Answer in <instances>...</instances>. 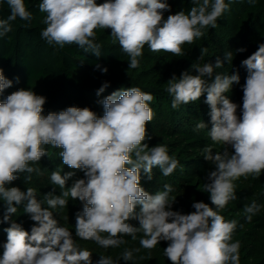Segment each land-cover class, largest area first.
Here are the masks:
<instances>
[{
	"label": "clouds",
	"instance_id": "9594fccd",
	"mask_svg": "<svg viewBox=\"0 0 264 264\" xmlns=\"http://www.w3.org/2000/svg\"><path fill=\"white\" fill-rule=\"evenodd\" d=\"M5 3L9 14L0 18V38L12 31V22L17 18L28 22L26 27L33 19L25 0H0V7ZM192 3L187 14L180 10L165 19L164 13L171 12L167 0H105L99 4L97 0H42L39 11L46 13V27L41 38L61 48L75 44L100 57L96 30L111 29V37L130 58L129 68L136 69L145 45L153 52L184 56L182 46L202 37L203 29L215 28L218 18L229 8L225 0ZM206 51L201 49L198 59H203ZM224 59L232 63V53L226 52ZM222 66L219 57L215 64L192 65L198 75L184 71L177 78L174 74L167 87L173 109L199 101L206 93L212 124L209 136L224 146L222 152L215 154L210 147L203 149L204 158L215 165L205 178L204 189L216 208H224L236 199L234 181L241 177L258 178L264 171V43L241 61L248 73L242 86L241 116L237 115L240 106L224 95L239 83L238 72L215 74L211 82L205 79L213 77L214 70ZM102 71L106 73L107 68ZM12 84L0 68V94ZM108 86L105 82L97 95ZM153 100L151 93L142 92L139 87L117 90L98 101L104 109L102 116L88 107L75 106L44 115L46 97L29 88H20L0 102V199L6 205L3 222H10L4 229L7 241L2 245L0 264H93V253L81 249L72 231L60 226L49 210L67 207L69 197L83 204L82 211L75 214L74 226L75 236L81 240L115 248L126 243L124 236L135 240L136 234L142 232L140 244L146 249L154 248L160 241L169 242L164 254L172 264H240V242H230L236 220H225L202 201L194 202L195 211L189 214L173 211L176 197L169 199L171 185L165 184L164 190L155 194L141 186L142 172L151 180L154 167L169 176L179 164L165 145L149 148L145 143L152 138L147 126L155 115L149 106ZM196 127L207 126L201 122ZM228 144L234 154L225 147ZM45 146L62 149L59 155L63 165L81 170L84 178L66 187L74 172L61 175L53 171L51 182L61 191L59 195L49 192L45 201L37 198L34 188L22 191L8 187L19 173L39 171L30 164H37L48 155ZM30 179L28 175L25 183ZM45 202L47 207L43 206ZM21 205L35 222L30 233L12 219ZM260 209L255 201L246 205V220L251 222ZM131 221H138L139 227ZM121 259L131 261L133 252L125 249ZM96 264L114 261L110 256H100Z\"/></svg>",
	"mask_w": 264,
	"mask_h": 264
},
{
	"label": "trees",
	"instance_id": "16d2710c",
	"mask_svg": "<svg viewBox=\"0 0 264 264\" xmlns=\"http://www.w3.org/2000/svg\"><path fill=\"white\" fill-rule=\"evenodd\" d=\"M174 1L178 5L184 4L188 10L194 6L192 0ZM41 2L42 0H25L26 7L33 14L30 26L26 27L28 22L17 18L12 22V31L0 38V68L3 69L5 77L13 82L12 87L0 94V102L20 88H29L36 94L46 97L44 115L75 106L88 107L98 116H102L104 109L98 101L114 91L139 87L142 92L151 93L154 100L149 102V106L154 110L155 115L147 126L148 135L152 138L145 143L149 148L157 144H163L168 148L170 157L179 161L175 182L184 186L180 195H169L170 200L176 197L172 210L189 214L195 211L192 200L202 201L222 215L225 220H236L237 227L232 233L230 242H240V264H264V171L258 178L249 176L247 179L241 177L234 181L236 199L229 201L224 208H216L211 202L210 193L205 192L204 189L205 178L209 172L215 170V165L204 158L203 149L207 141L205 128L197 129L196 127L201 122L212 126L210 108L205 103L206 93L199 101L181 105L177 109L171 106L172 96L168 93L167 87L172 76L175 74L179 78L184 71L198 75L192 65L203 66L205 63H211L205 53H203V59H198L201 56V49L196 48L200 39L197 38L193 43L182 46L184 56H174L172 53L163 51L143 52L142 56L138 57L139 66L131 69L129 56L118 42L114 41L108 29L96 30L95 43L101 46L100 57H96L90 51H84L75 44L65 45L63 48L55 44L49 45L41 38V31L46 27L43 23L46 13L39 11ZM103 2L105 0H97L98 4ZM225 2L236 9L234 14L237 12L238 16L234 23L229 22L226 17H219L215 28L208 27L202 30L204 35H210L212 44L219 49L218 57L223 62V66L217 69L218 72L214 71L213 77H205V79L211 82L215 74L231 75L238 72L239 83L233 84L232 90L224 95L240 106L237 109V115L241 116L242 86L248 75L247 71L241 73V61L247 51H256L258 46L264 43V0H254V3H250L249 0H225ZM229 11L230 8L224 13ZM8 14V6L5 3L0 7V18H7ZM230 28H233L235 37H231L228 47L224 38L218 36L217 32ZM239 48H245L246 51L237 52ZM226 52L232 53V63L224 59ZM97 64L100 68L96 67ZM105 67L106 73L102 71ZM105 82H108L109 86L98 96L97 92ZM189 127L191 129L187 130ZM45 147L48 155L42 157L37 164H30L39 169L36 173L70 172L71 168L63 165L59 155L62 149ZM228 148L231 154H234L232 145L228 144ZM133 159H135L134 154ZM196 161L207 163L193 172L192 168L195 169ZM78 171L79 174L76 177L66 182V187H71L75 180L84 178V173L81 170ZM28 175L31 179L25 183ZM152 175L153 178L149 180L142 172L141 186L146 191L148 188L153 192L164 189V184L169 185L172 181L164 176L158 167L153 168ZM18 177L8 187H19L22 191H26L28 187L34 188L37 198L41 201H45V195L49 192L55 195L60 194L59 186L52 182H36L33 173H19ZM253 201L261 205V209L249 222L245 218L244 207ZM79 202L81 201L71 200L69 197L67 207L49 210L53 212L54 218L76 221L75 210ZM43 206L47 207L46 202ZM5 210L6 205L0 199V256L3 252L2 245L7 241V233L4 229L10 226V222H3ZM12 219L22 224L29 233L35 223L27 213H24L23 205L18 207Z\"/></svg>",
	"mask_w": 264,
	"mask_h": 264
},
{
	"label": "rangeland",
	"instance_id": "374dc122",
	"mask_svg": "<svg viewBox=\"0 0 264 264\" xmlns=\"http://www.w3.org/2000/svg\"><path fill=\"white\" fill-rule=\"evenodd\" d=\"M167 2L171 5V12H165V19L167 18L168 15L175 14L176 12H178L180 10H184L186 14L189 11L187 6H185L182 3H180V5H178V4H176V1H174V0H167ZM229 8H230V11L226 12V14L223 13L221 17H226L229 22L234 23L235 19L238 15H237V12H235V14H234V11L236 9L232 5H229ZM232 30H233V28H230L229 30H220L217 32L218 36L224 38V40L226 42V46H228V47H229L228 42L231 40V37L232 38L235 37V33ZM108 32L111 33V29H108ZM199 39H200V43L196 49H198V48L199 49H205L206 48L207 51L204 53L209 58L211 63L215 64V61H216L218 54H219L218 53L219 49H216L215 45L212 44V39H211L209 34H206V35L200 37ZM149 50H150L149 47L147 45H145L143 48V52H148ZM253 52H255V51H247L246 54L242 57L243 60L246 59L248 56H250ZM240 68H241V73H243V72L245 73L247 71V69L245 67L241 66ZM215 70H216V72H218L217 69H215ZM206 126H207L205 128V132H206L205 135H206V140H207L206 146L213 149L212 150L213 154H215V152H222L224 146L221 144H217V143L213 142L209 136V131L211 130L212 126L209 123H206ZM189 129H191V128L189 127L187 130H189ZM206 146H204V148ZM225 147L227 148V150L231 154V151L228 148V145H225ZM206 163H199V161H196V163H194L195 169H193L192 167H190V168H192V171L194 172V170L203 166ZM70 171L74 172V175L70 179H73L74 177H76L79 174L78 169H70ZM59 172L61 173V175H63L65 173V172H61V171H59ZM51 174H52V172L47 173V174H40V173L33 172V178L36 182H39V183L51 182V179H50ZM167 178L172 180V181H170V184H169L172 187V191L169 193V195H172V194H177V195L179 194L180 195L183 192L184 186H183V184L181 185L180 183L177 184L175 182L177 180V170H174V172L171 175L167 176ZM163 190L164 189L157 190V191H163ZM147 191L150 194H155L157 192V191H155V192L151 191L150 188H148ZM192 201L195 202V200H192ZM82 207H83L82 202H79V204H77V206H76L75 211L76 212L82 211ZM139 209H140V206L137 205L136 210L139 211ZM55 219L58 220L60 226L67 227L70 231H72L73 238L76 239V243L81 249H87L93 253L92 254L93 264H96V261H98L100 259V256H110L112 258V260L114 261V264H172V262L170 260H167L165 254H164V248H166L168 246V243H169L167 241H160V243L157 244L154 248L146 249V248L142 247L140 244V240L144 237H143V233L139 232L136 234L135 240H133L131 236H124L123 238L126 241L125 244H122L119 247H115V248H113V247L104 248L102 246H99L98 244H96L95 242H93L91 240H81L78 237H76L75 236V227H74L76 221H74V219L67 220V221H64L63 219H59V218H55ZM131 223L134 226L139 227L138 221H131ZM102 235H107V234L102 233ZM125 249L131 250L133 252V259L131 261L126 262V261L121 259L122 253L124 252ZM137 249H139V251H136Z\"/></svg>",
	"mask_w": 264,
	"mask_h": 264
}]
</instances>
